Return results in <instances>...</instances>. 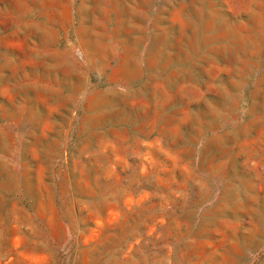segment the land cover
Returning <instances> with one entry per match:
<instances>
[{"label": "rangeland", "instance_id": "rangeland-1", "mask_svg": "<svg viewBox=\"0 0 264 264\" xmlns=\"http://www.w3.org/2000/svg\"><path fill=\"white\" fill-rule=\"evenodd\" d=\"M0 264H264V0H0Z\"/></svg>", "mask_w": 264, "mask_h": 264}]
</instances>
